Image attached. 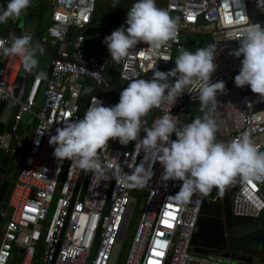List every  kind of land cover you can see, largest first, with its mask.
I'll return each instance as SVG.
<instances>
[{"label":"built area","instance_id":"1","mask_svg":"<svg viewBox=\"0 0 264 264\" xmlns=\"http://www.w3.org/2000/svg\"><path fill=\"white\" fill-rule=\"evenodd\" d=\"M158 1L160 8L177 19L176 39L156 50L140 42L117 63L109 52L102 60L95 53L88 54L83 32L87 27L102 28L108 34L121 25L126 28L129 7H121L111 18H98V0H50V20L38 39L51 49L55 58L51 60L52 70L37 110L33 107L45 76L37 79L38 73L35 74L25 93L23 82L18 94L13 95L22 61L17 56L0 55V101L13 104L10 119L0 135V149L11 152L10 165L18 168L7 197L0 204V216L5 220L0 235V264H109L135 190H138L135 206L141 200L143 204L121 264H149V259L159 264H242L216 254L195 253L191 239L203 200L221 199L228 187L232 189V214L258 217L264 210L261 187L264 181L249 182L237 177L222 190L214 187L207 196L197 192L181 204L171 198L181 182L162 181L163 168L159 162L151 165L154 175L145 186L131 188L120 182L118 175L130 174L134 166L145 160L146 150L139 141L129 142L123 149L106 148L99 156V170H81L70 160H57L53 156L54 146L49 144L56 127L62 126L63 121L81 118L94 97L103 104L109 80L128 84L131 79L153 73L146 71L153 64L156 70L167 72L175 67V58L180 49L186 50V43L197 44L203 37L206 40L198 48L216 45V70L210 82L225 83V91L217 94L218 108L209 106L203 110L217 120L218 131L219 120L222 121L224 142L246 132L264 151V99L248 85L235 86L234 77L243 57L232 55L239 40L227 39L229 33L239 37L242 25L238 15L242 13L249 22L264 27V11L257 7V0ZM97 37L91 47L95 51L104 38ZM0 39L10 42V37L0 35ZM31 47L35 49L33 43ZM166 56L172 59L165 61ZM85 88L90 92L84 100ZM185 98L197 103L196 115L201 116L203 110L197 94L186 88L173 106L165 101L142 117L140 138L145 135L144 128L152 127L165 114H173L184 123L188 111V103L183 104ZM24 114L33 120L22 144ZM174 138L173 133L171 139ZM12 140L15 144H10ZM166 212H172L174 219L166 217ZM166 219L172 227L164 225ZM153 249L163 255L153 257Z\"/></svg>","mask_w":264,"mask_h":264},{"label":"clouds","instance_id":"2","mask_svg":"<svg viewBox=\"0 0 264 264\" xmlns=\"http://www.w3.org/2000/svg\"><path fill=\"white\" fill-rule=\"evenodd\" d=\"M31 5L32 0H8L6 7L0 8V24L19 18ZM257 7L264 11V0H257ZM238 21L242 25L238 29L239 37L233 33L227 36L239 40V47L232 55L243 57L234 84L238 88L248 85L264 99V27L249 22L243 13L238 15ZM125 23L126 28L121 25L103 41L111 59L117 63L140 42L156 50L177 36V19L158 7L156 0H135ZM215 51L216 45L195 52L180 49L174 68L165 72L151 65L146 71L152 70V77L131 79L115 105L103 106L94 97L83 118L63 121L62 126L56 127L55 134L49 138V144L54 146L53 156L59 161L70 160L81 170H99L98 153L107 148L109 140H118L121 145L139 141L146 150L145 160L134 166L130 174L118 175V179L131 188L143 187L153 178L151 165L159 162L163 168L162 181L181 182L171 197L181 204L197 192L207 196L214 187L222 190L237 177L249 182L264 181V151L259 150L246 132L231 142L217 140V123L207 112L190 123L165 114L152 127L144 128L145 135L140 138L142 117L165 101L173 106L186 88L197 94L202 110L216 107L217 94L225 91V83L210 82L216 70ZM0 55L20 57L28 72L39 63L29 35L12 36L10 42L0 39ZM171 59L164 57L165 61ZM44 75L39 72L37 79ZM173 133L175 140L171 139Z\"/></svg>","mask_w":264,"mask_h":264},{"label":"water","instance_id":"3","mask_svg":"<svg viewBox=\"0 0 264 264\" xmlns=\"http://www.w3.org/2000/svg\"><path fill=\"white\" fill-rule=\"evenodd\" d=\"M7 3L8 0H4V7H6ZM39 8L40 1L32 0L31 7L22 12L19 18L13 17L10 18L7 23L0 24V35L6 37L29 35L31 37V43L35 45V50L43 48L53 59L55 58V55L51 49L47 45L41 43L38 39L39 27L37 22V13ZM253 15H255V11L253 12ZM201 21L204 22L203 19H201ZM83 34L85 36L83 45L87 50V53H95L96 57L102 60L108 52V49L103 42L104 38L101 39V46L98 51L92 50L91 47L96 41L95 36L105 37L110 34L105 32L104 29L98 27H87ZM51 70L52 64L49 63L45 70V79L33 107L34 110H37L39 107L43 90L47 83V79L50 77ZM152 74L153 73L148 72L141 75L139 78L151 77ZM109 76L111 79L113 78L112 71L109 72ZM28 81L29 72L25 71L22 64L14 83L12 94H18L23 82L25 83V93ZM121 84H123V86H119L109 80V88L103 98V106L107 105L111 91L121 92L125 87H127V84H124V82H121ZM184 103H188L193 106L197 105L196 102H189L186 98L183 104ZM262 107H264V105ZM178 108L179 107L176 109ZM12 110L13 104L11 101H0V135L10 119ZM205 112L206 110H203L201 113L202 115H196L195 118H202ZM32 120V117H29L28 114L23 115L21 122L25 125V130L20 137L22 144H24L27 140ZM214 120L217 123V120ZM218 136L219 131L217 132V137ZM175 139L176 137L174 140ZM10 144H15V140H12ZM12 158L13 155L10 151L0 149V204L6 197L12 178L13 167L10 165ZM132 194L133 198L130 200L128 205L127 212L117 238V244L114 247L109 264H115L118 258L121 244L135 207V198L138 195V190L133 191ZM231 196L232 189L228 187L223 190L221 199L219 198L214 201L205 198L203 200L196 222V230L191 239V245L193 247L192 251L204 255L216 254L220 257L237 260L242 264H264V210L258 217L234 215L232 214L231 209ZM1 221L2 218L0 216V223Z\"/></svg>","mask_w":264,"mask_h":264},{"label":"rangeland","instance_id":"4","mask_svg":"<svg viewBox=\"0 0 264 264\" xmlns=\"http://www.w3.org/2000/svg\"><path fill=\"white\" fill-rule=\"evenodd\" d=\"M156 2H161L156 0ZM40 8L39 11L37 13V22H38V27L39 30L45 29L49 23L50 20V13H51V4H50V0H40ZM115 3V7H113ZM161 4V3H160ZM159 4V5H160ZM122 6H127L126 5V1L125 0H98V4H97V11H96V16L98 18H106L108 15H114L116 13L117 10H119ZM161 7V5H160ZM97 39L99 40V36L97 37ZM98 42V41H97ZM36 58L39 61L38 66L33 69L31 72H29V80L31 79L33 73L36 70H39L43 65H48L49 63H51L50 61L52 60L51 56L43 49V48H38L36 50ZM4 60V59H3ZM45 62V63H44ZM144 79H150V77H146ZM88 92L87 88H85V94ZM119 94L120 92H116V91H111L109 94V98H108V102L106 106H112L115 105L116 103L119 102ZM219 103L217 102L216 104V109L218 108ZM211 108V106H210ZM196 111H197V107L193 106V105H189L188 104V111L186 113V117L184 119V123H190L191 122V117L192 116H196ZM219 137L217 138V140L219 141H224L223 138V130H222V121L219 120ZM25 130V125L22 126V131L24 132ZM108 147H112L115 149H123L125 147V145H121L118 140H109L108 142ZM100 150L98 155L101 156L102 152L104 151ZM21 160V158H20ZM18 168L17 166H15L13 168V172H12V178L10 181V185L9 188L11 187V185L14 182L15 176L17 174ZM262 187V191L264 193V183L261 185ZM142 204H143V200L139 201V203L134 207L133 213H132V217H131V222L128 226L127 232L125 234L124 240L121 244V249L120 252L118 254V259H117V264H121L124 255L127 252V247L129 245L130 242V237L132 235V232L135 228V222L137 220V217L139 215V211L142 208ZM5 220L2 219L1 223H0V235L3 229V224H4Z\"/></svg>","mask_w":264,"mask_h":264},{"label":"trees","instance_id":"5","mask_svg":"<svg viewBox=\"0 0 264 264\" xmlns=\"http://www.w3.org/2000/svg\"><path fill=\"white\" fill-rule=\"evenodd\" d=\"M126 1V5H127V7H131L132 5H133V3L135 2V0H125ZM156 4H157V6L158 7H160V3L158 2H156ZM40 5H41V3H40ZM123 7V6H122ZM118 11V10H117ZM111 17H113V15H108L106 18H111ZM41 33V30H40V32L38 33V34H40ZM205 40H206V38H203V37H201L200 38V41H199V43H197V44H194V45H190V43H186V50L187 51H193V50H195V49H197L198 47H201L203 44H204V42H205ZM114 83L115 84H118L119 82H118V80H114ZM89 92H90V90L89 89H87ZM83 93H85V90L83 91ZM84 95V94H83ZM83 113H82V116H81V118H83ZM193 119H195V117L194 116H192L191 117V121L193 120ZM10 189V188H9ZM9 189H8V192H9ZM7 192V193H8ZM6 197H7V194H6ZM5 197V198H6Z\"/></svg>","mask_w":264,"mask_h":264},{"label":"snow or ice","instance_id":"6","mask_svg":"<svg viewBox=\"0 0 264 264\" xmlns=\"http://www.w3.org/2000/svg\"><path fill=\"white\" fill-rule=\"evenodd\" d=\"M169 208H172V205H169ZM165 216L166 217H170L172 219H174V215L172 212H166L165 213ZM164 225L167 226V227H172L173 225L169 222V220H164L163 221ZM162 235V234H161ZM153 257H158V256H162L163 253L162 252H159V251H156L155 249H153ZM149 264H159V261L155 260V259H149Z\"/></svg>","mask_w":264,"mask_h":264},{"label":"crops","instance_id":"7","mask_svg":"<svg viewBox=\"0 0 264 264\" xmlns=\"http://www.w3.org/2000/svg\"><path fill=\"white\" fill-rule=\"evenodd\" d=\"M40 1V0H39ZM51 62V61H50ZM45 63V62H44ZM47 67V65H43L39 70H36L32 76H34L35 74L39 73V72H42L45 68ZM88 89V88H87ZM89 94V91L85 94L84 93V100L86 99V97L88 96ZM23 126V125H22Z\"/></svg>","mask_w":264,"mask_h":264},{"label":"flooded vegetation","instance_id":"8","mask_svg":"<svg viewBox=\"0 0 264 264\" xmlns=\"http://www.w3.org/2000/svg\"><path fill=\"white\" fill-rule=\"evenodd\" d=\"M4 7V0L2 1V8ZM40 32V30L38 31V33ZM117 85H119V86H123V84H121V83H118Z\"/></svg>","mask_w":264,"mask_h":264}]
</instances>
